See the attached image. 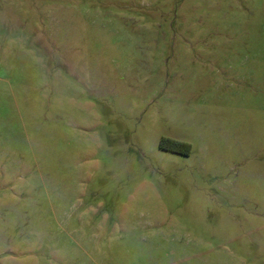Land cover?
I'll return each instance as SVG.
<instances>
[{
  "label": "rangeland",
  "instance_id": "1",
  "mask_svg": "<svg viewBox=\"0 0 264 264\" xmlns=\"http://www.w3.org/2000/svg\"><path fill=\"white\" fill-rule=\"evenodd\" d=\"M0 264H264V0H0Z\"/></svg>",
  "mask_w": 264,
  "mask_h": 264
},
{
  "label": "trees",
  "instance_id": "2",
  "mask_svg": "<svg viewBox=\"0 0 264 264\" xmlns=\"http://www.w3.org/2000/svg\"><path fill=\"white\" fill-rule=\"evenodd\" d=\"M166 142H167L166 140H163L161 143V147L164 149L166 148ZM186 153H189V151H187Z\"/></svg>",
  "mask_w": 264,
  "mask_h": 264
}]
</instances>
